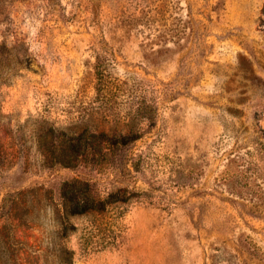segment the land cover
I'll return each mask as SVG.
<instances>
[{"label": "rangeland", "instance_id": "1", "mask_svg": "<svg viewBox=\"0 0 264 264\" xmlns=\"http://www.w3.org/2000/svg\"><path fill=\"white\" fill-rule=\"evenodd\" d=\"M0 264H264V0H0Z\"/></svg>", "mask_w": 264, "mask_h": 264}]
</instances>
